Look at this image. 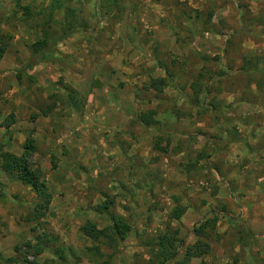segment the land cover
Masks as SVG:
<instances>
[{"label": "rangeland", "instance_id": "374dc122", "mask_svg": "<svg viewBox=\"0 0 264 264\" xmlns=\"http://www.w3.org/2000/svg\"><path fill=\"white\" fill-rule=\"evenodd\" d=\"M61 3L58 10L54 0H25L27 16L0 0V39L8 45L0 146L21 156L34 140L33 163L53 196L47 217L31 222L34 192L0 172V264H148L150 240L169 224L180 231L182 253L199 247L191 264H243L253 252L239 251L238 227L213 210L233 172L225 165L227 113L238 110L224 109L221 99L245 82L242 58L249 69H264V0ZM68 7L80 26L52 59L18 79L44 32L64 33ZM161 79L167 85L157 92L151 84ZM65 86L79 93L78 105ZM150 111L156 124L146 128L139 117ZM109 201L132 233L115 249L101 245L98 256L80 229L88 220L109 227V216L95 211ZM175 207L186 209L179 222L170 219Z\"/></svg>", "mask_w": 264, "mask_h": 264}, {"label": "trees", "instance_id": "16d2710c", "mask_svg": "<svg viewBox=\"0 0 264 264\" xmlns=\"http://www.w3.org/2000/svg\"><path fill=\"white\" fill-rule=\"evenodd\" d=\"M25 0H12V3L16 8L21 9L25 15L30 16V6H23ZM55 8L61 10L64 7V4L61 3V0H54ZM53 13V11H52ZM79 12L76 9L70 7L66 8V21L67 28L63 34L57 35L50 38L51 35H48L47 31L44 32V40L38 42L32 46V56L30 61L24 66L21 71L17 72L18 79H21V74L27 71H33L37 66L46 60L53 58L55 54V49L57 46L68 39L71 34H73L79 26L76 25V17L78 18ZM76 25V26H75ZM84 26L86 24H83ZM2 42L0 46V62L3 60L7 54L8 45ZM241 68L249 69L250 62L248 59H241ZM251 69V68H250ZM31 82H35L34 77L29 76ZM167 83L165 79L152 81L151 88L157 92H162L166 87ZM65 91L68 93L67 98L69 103L78 105V98L80 97L79 93L71 89L69 86H65ZM48 113H43V116H47ZM155 112L150 111L146 114H142L139 117V122L143 127L151 128L156 124L154 119ZM38 117H34L36 119ZM15 117L12 115L3 125L7 130L10 129L15 124ZM36 143L32 139H28L23 147V154L17 156L13 153L6 152L4 146H0V172L16 176L19 182L25 186L32 189L36 198L37 204L33 208V211L29 217L31 222H41L45 219L50 211V207L53 201V196L49 190L47 181L45 180L42 170L33 163V158L36 154ZM113 205V202H108L106 204L98 205L95 208V211L100 215H107L110 218L111 225L107 228L100 229L97 224L88 220L81 227V232L94 244L92 251L98 256H103L100 250V246L105 244L112 249H115L119 244H123L130 234L132 233V226L126 222V220L120 216L112 215L110 213V207ZM186 209L175 207L172 211L170 219L172 221L179 222L183 215L185 214ZM217 221H214L212 224L213 227L216 226ZM183 241L180 240V231L173 229L171 224L167 228L159 233L155 238L150 240V256L148 264H191L194 258L199 257L197 250L198 246L187 247L184 253H182L181 248ZM41 246H33L29 244L27 248L36 250L37 254H40L43 250L40 249ZM12 262V261H11ZM104 264H109L105 262Z\"/></svg>", "mask_w": 264, "mask_h": 264}, {"label": "crops", "instance_id": "0c3cea01", "mask_svg": "<svg viewBox=\"0 0 264 264\" xmlns=\"http://www.w3.org/2000/svg\"><path fill=\"white\" fill-rule=\"evenodd\" d=\"M238 73L245 82L221 99L224 109H238L237 114L227 113L225 165L233 172L218 189L221 201L214 203L213 210L221 211L222 219L238 227L239 251L244 256L253 252L243 264H258V257L264 261V163L259 160L264 155V81L258 79L264 69L240 67Z\"/></svg>", "mask_w": 264, "mask_h": 264}]
</instances>
